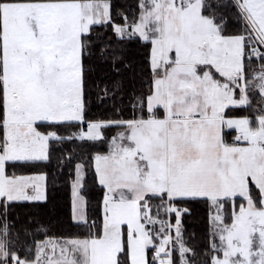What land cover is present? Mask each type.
Returning a JSON list of instances; mask_svg holds the SVG:
<instances>
[{
	"label": "snow or ice",
	"instance_id": "obj_1",
	"mask_svg": "<svg viewBox=\"0 0 264 264\" xmlns=\"http://www.w3.org/2000/svg\"><path fill=\"white\" fill-rule=\"evenodd\" d=\"M0 264H264V0H0Z\"/></svg>",
	"mask_w": 264,
	"mask_h": 264
},
{
	"label": "trees",
	"instance_id": "obj_2",
	"mask_svg": "<svg viewBox=\"0 0 264 264\" xmlns=\"http://www.w3.org/2000/svg\"><path fill=\"white\" fill-rule=\"evenodd\" d=\"M191 227L195 228L198 233L202 232L203 230V224L198 221L191 222Z\"/></svg>",
	"mask_w": 264,
	"mask_h": 264
}]
</instances>
